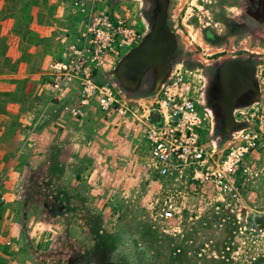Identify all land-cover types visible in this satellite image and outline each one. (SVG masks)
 <instances>
[{
  "label": "rangeland",
  "instance_id": "1",
  "mask_svg": "<svg viewBox=\"0 0 264 264\" xmlns=\"http://www.w3.org/2000/svg\"><path fill=\"white\" fill-rule=\"evenodd\" d=\"M248 1L169 0L178 39L172 70L194 72L197 93L214 114L202 140L223 154L239 129L260 134L235 180L237 196L223 198L204 182L171 189L151 168L142 131L118 110H101L96 98L83 103L77 84L69 82L68 102L46 91L49 63L80 34L85 13L69 0H0V178L20 217L19 237L27 239L11 257L23 264H264V131L253 115L264 110V14L260 8L255 15ZM82 2L86 12L107 9L145 33L151 28L154 0ZM227 58L253 62L260 89L258 100L236 107L244 125L230 133L212 100ZM115 69L98 75L123 94L115 107L156 95L153 71L130 91ZM9 70L20 82L5 77ZM67 104L82 114L69 113ZM165 200L179 207L173 220L160 215Z\"/></svg>",
  "mask_w": 264,
  "mask_h": 264
},
{
  "label": "built area",
  "instance_id": "2",
  "mask_svg": "<svg viewBox=\"0 0 264 264\" xmlns=\"http://www.w3.org/2000/svg\"><path fill=\"white\" fill-rule=\"evenodd\" d=\"M69 2L73 10L85 13L87 18L80 34L62 41L61 56L49 63L45 86L53 99L63 100L69 82L77 84L83 103L96 98L101 110L108 115L118 110L142 131L150 166L158 177L171 182V189L180 184L186 189L204 182L211 184L223 198L226 194L236 197L235 180L239 173L247 171L243 167L244 158L256 148L258 131L239 129L232 134L223 154L211 150L208 141L202 140L200 130L208 132L207 122L213 124L214 114L204 107L202 93H197L199 88L191 77L194 72L186 69L171 70L149 102L141 103L142 99H138L135 104L115 107L121 102L119 98L123 100V94L112 78L101 80L98 75L114 74L122 49L138 45L146 33L107 9L92 7L86 12L82 0ZM65 109L75 116L82 114L81 108L72 104L65 105ZM255 110L253 115L258 116L264 131V110ZM166 186L170 194V186ZM7 200L0 178V220ZM163 204L161 217L175 219L179 207L166 206V200Z\"/></svg>",
  "mask_w": 264,
  "mask_h": 264
},
{
  "label": "water",
  "instance_id": "3",
  "mask_svg": "<svg viewBox=\"0 0 264 264\" xmlns=\"http://www.w3.org/2000/svg\"><path fill=\"white\" fill-rule=\"evenodd\" d=\"M154 2L150 30L121 58L115 69L121 86L130 91L137 90L150 71L154 73V86L158 91L172 70L178 39L168 22L169 0ZM256 71L253 62L239 58L225 59L216 71L213 84L219 85L220 91L213 102L220 109L226 133L244 125L235 119L236 107L250 104L260 97Z\"/></svg>",
  "mask_w": 264,
  "mask_h": 264
},
{
  "label": "crops",
  "instance_id": "4",
  "mask_svg": "<svg viewBox=\"0 0 264 264\" xmlns=\"http://www.w3.org/2000/svg\"><path fill=\"white\" fill-rule=\"evenodd\" d=\"M35 1H38V0H35ZM13 73H16V75H18L17 72L10 71V73L7 74L5 77L10 78V79L15 78V79H17L16 82L17 81L20 82L21 78H19V76H17V77L10 76ZM46 91L50 94L49 88H47ZM63 100H66V102H68L67 101L68 96L65 95ZM137 129H139V128H137ZM14 207H15L14 203H8L7 202L5 207H4V210H3V217L0 220V264H3V263L23 264V262H19L18 260H15V257L21 255V252L19 251V249L26 245L27 239H23L22 237H19L20 232H21V230L19 228L20 217L15 216ZM16 236H17V238H16ZM8 242L12 243V244L10 243L11 247L8 246V245H10V244H8ZM2 251H5L6 253L3 254ZM12 254H16L17 256H15L13 258V257H11ZM26 262H28L27 259H26Z\"/></svg>",
  "mask_w": 264,
  "mask_h": 264
},
{
  "label": "trees",
  "instance_id": "5",
  "mask_svg": "<svg viewBox=\"0 0 264 264\" xmlns=\"http://www.w3.org/2000/svg\"><path fill=\"white\" fill-rule=\"evenodd\" d=\"M260 1L261 0H249L248 2H249V6L248 7H250V9L249 10H251V11H253V13H255V15H257V14H259V13H261L262 11H260V10H258L257 9V7L260 5ZM257 4V5H256ZM254 5V6H253ZM256 7V8H255ZM263 13V12H262ZM205 34L209 37V35L208 34H210V33H208V30L205 32Z\"/></svg>",
  "mask_w": 264,
  "mask_h": 264
},
{
  "label": "flooded vegetation",
  "instance_id": "6",
  "mask_svg": "<svg viewBox=\"0 0 264 264\" xmlns=\"http://www.w3.org/2000/svg\"><path fill=\"white\" fill-rule=\"evenodd\" d=\"M155 1V0H154ZM257 5V4H256ZM254 6V5H253ZM256 8V7H255ZM260 9L261 8V10L263 11V14H264V0H263V2L261 1L260 2V5L257 7V9ZM258 9V10H259ZM259 14H261V13H259ZM212 91H214V94H213V98H212V100H214L215 98H216V93L218 92L219 93V91H220V86L219 85H217L216 84V86L213 84V90ZM211 100V101H212ZM223 122V121H222ZM223 129H225V124H224V122H223Z\"/></svg>",
  "mask_w": 264,
  "mask_h": 264
},
{
  "label": "clouds",
  "instance_id": "7",
  "mask_svg": "<svg viewBox=\"0 0 264 264\" xmlns=\"http://www.w3.org/2000/svg\"><path fill=\"white\" fill-rule=\"evenodd\" d=\"M146 35V34H145Z\"/></svg>",
  "mask_w": 264,
  "mask_h": 264
}]
</instances>
